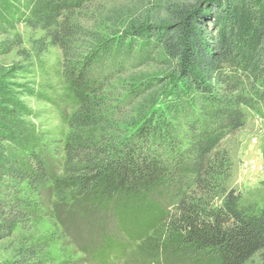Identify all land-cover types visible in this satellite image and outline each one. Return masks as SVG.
Listing matches in <instances>:
<instances>
[{
	"label": "trees",
	"instance_id": "1",
	"mask_svg": "<svg viewBox=\"0 0 264 264\" xmlns=\"http://www.w3.org/2000/svg\"><path fill=\"white\" fill-rule=\"evenodd\" d=\"M97 1L0 0V56L14 52L34 68L58 49L77 105L61 149L54 134L35 132L22 100L0 98V243H17L7 264H48L33 217L50 202L82 196L90 208L110 210L118 230L143 250L161 251L156 257L168 250L171 264L194 256L193 264L264 260V205L242 206L223 145L244 126L246 110L264 106L262 1L193 0L176 7L169 24L136 31L146 43L142 55L161 50L175 82L174 97L153 105L131 131L98 128V114L113 98L104 86L113 78L88 66L122 42L108 39L113 32L99 16L94 29L82 24ZM148 86L140 89L148 93ZM94 253L98 264H110L124 248L102 235Z\"/></svg>",
	"mask_w": 264,
	"mask_h": 264
},
{
	"label": "rangeland",
	"instance_id": "2",
	"mask_svg": "<svg viewBox=\"0 0 264 264\" xmlns=\"http://www.w3.org/2000/svg\"><path fill=\"white\" fill-rule=\"evenodd\" d=\"M192 1L98 0L81 19L85 27L94 29L99 16L105 21L103 27L113 32L108 39L119 40L117 44L122 42V47L113 44L100 62H92L88 66V70L95 76L100 75L107 80L113 78L104 86V91L112 94L113 98L99 112L101 119L98 128L107 124L116 129L131 131L145 118L153 105L156 108L162 107L165 100L174 97L175 80L171 64L166 61L161 50H155L149 58H145L142 51L146 43L138 39L136 31L169 24L172 11ZM261 1L264 6V0ZM16 32L23 33L27 43L28 30L20 27ZM61 57L58 49H49L43 62L32 68L23 64L14 52L1 55L0 98L9 94V97L22 100L26 110L31 112L32 117L27 121L33 124L35 132L54 134L61 141L60 147L63 149L68 142L71 131L69 124L77 105L69 98L64 84ZM20 66H26V74L17 73V67ZM144 84L149 85L151 91L144 93L140 89ZM25 91L32 92V95L24 94ZM36 96L44 100L37 101ZM99 100L96 99L97 102ZM223 145L229 150L231 158V187L239 195L242 206L262 207L264 106L258 112L246 110L244 126L233 136L227 137ZM20 153L18 151L17 154ZM50 169L53 172L54 168ZM70 198L66 197L58 205L50 202L45 211L33 217L39 238L47 243L48 264H98L93 255L101 244L102 235L111 236L123 244L124 254L116 257L111 264H171L169 260L165 261V258L170 259L168 250L156 257L161 251H145L136 238H129L120 232L110 210L90 208L87 206L88 196ZM165 208L167 212L172 211L170 205H165ZM16 246L17 243H0V264H7ZM194 257L182 260L176 258L172 264H193ZM201 258L209 259L205 255ZM251 264H264L263 257L255 258Z\"/></svg>",
	"mask_w": 264,
	"mask_h": 264
}]
</instances>
